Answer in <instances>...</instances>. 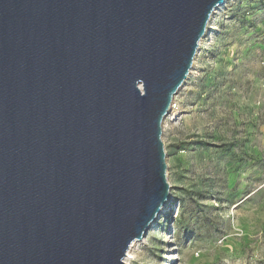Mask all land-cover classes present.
I'll return each instance as SVG.
<instances>
[{"label":"water","instance_id":"95a60500","mask_svg":"<svg viewBox=\"0 0 264 264\" xmlns=\"http://www.w3.org/2000/svg\"><path fill=\"white\" fill-rule=\"evenodd\" d=\"M227 0H0V264H128L168 202L163 123Z\"/></svg>","mask_w":264,"mask_h":264},{"label":"rangeland","instance_id":"374dc122","mask_svg":"<svg viewBox=\"0 0 264 264\" xmlns=\"http://www.w3.org/2000/svg\"><path fill=\"white\" fill-rule=\"evenodd\" d=\"M170 197L128 264H264V0H227L163 123Z\"/></svg>","mask_w":264,"mask_h":264},{"label":"bare ground","instance_id":"6f19581e","mask_svg":"<svg viewBox=\"0 0 264 264\" xmlns=\"http://www.w3.org/2000/svg\"><path fill=\"white\" fill-rule=\"evenodd\" d=\"M223 6H220V7H217L216 9H215V11H214V13H216L218 10H220L221 8H222ZM214 13L212 14V16L214 15ZM201 43V42H200ZM186 82V81H185ZM156 222V221H155ZM154 222V223H155ZM153 223V224H154ZM152 224V225H153ZM139 241H135L132 245H131V248L133 247V246H135L137 243H138ZM130 248V249H131ZM129 256H130V251H128V254H127V257L125 258L126 259V261L129 259Z\"/></svg>","mask_w":264,"mask_h":264}]
</instances>
